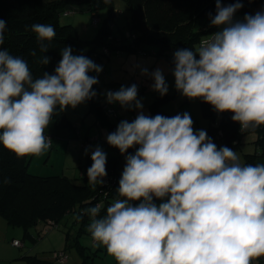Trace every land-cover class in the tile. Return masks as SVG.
<instances>
[{
    "label": "trees",
    "instance_id": "obj_1",
    "mask_svg": "<svg viewBox=\"0 0 264 264\" xmlns=\"http://www.w3.org/2000/svg\"><path fill=\"white\" fill-rule=\"evenodd\" d=\"M115 1L0 0V216L10 226H21L27 233L41 224L59 227L66 223V249L76 247L82 264H95L100 251L90 254L92 248L82 245L79 239L83 232L90 233L95 244L101 240L121 242V258L133 259L135 245H127L129 227L135 217L140 224L144 216L152 227L150 235H159V227L162 234L168 227L174 229L170 246L178 252L182 264H201L199 255L206 249L190 239L193 231L180 229L167 212L158 209V198L147 197L142 189L149 185L161 193L169 186V180L166 184L150 182L148 173L157 176L162 170L156 159L183 153L188 143L189 136L180 127L175 130L172 126L173 116H166L165 105L170 96L160 92L150 105L153 156L145 164L139 156V144L131 146L112 119L118 116L111 99L117 80L107 81L94 72L96 65L109 62L114 54L155 56L173 67L182 60L187 73L183 85L192 86L191 95L209 120L207 142L192 145V154L199 146L208 154L234 153L238 171L233 178H219L211 173L221 193L217 198H211L213 190L207 194L203 222L178 204L195 232L196 227L219 230L217 237L197 232L200 236L214 244L220 234L231 241L238 257L232 264L239 260L242 264H262L264 101L248 89L255 83H264V0H122L129 12L124 25L118 19L123 11L116 10ZM69 6L73 10H68ZM101 9H108L103 19L98 15ZM256 11L259 16L254 19ZM71 12H91L93 21L98 19L94 25L100 27L94 39H82L73 22L61 21L62 15ZM224 31L232 35L240 68H233L231 60L213 55L220 46L218 34ZM212 38L216 41L206 51L204 42ZM206 62L215 64L218 72L209 74L204 67ZM76 76L96 122L108 130L105 144L111 152L107 155L98 145L102 142L100 137L95 143L98 151L94 158L88 157L95 172H82V184L66 176L43 177L28 170L35 149L46 144V138L53 139L44 130L48 121H53L58 130L73 127L64 101ZM215 78L221 79L220 89L213 82ZM129 85L134 88V95H122L123 100L146 90L134 81ZM220 101L223 108L218 119L215 112ZM133 116L140 125V119ZM36 118L41 119V125L33 128ZM134 126L131 121L133 132ZM250 133L256 135L252 141L254 151L246 153L239 165L236 152ZM31 138H36V142ZM87 138L90 137L81 140V145ZM136 138L140 139L138 135ZM208 143L215 144V153L208 149ZM198 160L204 161L199 157ZM69 217H73L72 222H67ZM76 225L81 227L73 237L70 229ZM65 250L60 252L66 253ZM169 262L172 264L170 258Z\"/></svg>",
    "mask_w": 264,
    "mask_h": 264
},
{
    "label": "rangeland",
    "instance_id": "obj_2",
    "mask_svg": "<svg viewBox=\"0 0 264 264\" xmlns=\"http://www.w3.org/2000/svg\"><path fill=\"white\" fill-rule=\"evenodd\" d=\"M115 8L119 12L123 11V14L118 19L120 25H124L129 13L125 3L122 0H116ZM98 15L100 19L105 18L108 15V9L99 10ZM258 16L259 11H256L254 19H257ZM61 21L65 24L73 22L81 38L86 40L94 39L100 27L94 25L91 12H71L67 16L62 15ZM218 37L220 38V46L213 51V55L229 61L231 60L233 68H240L239 55L232 48V35L224 31L220 32ZM126 56H130V58L124 60L120 59L119 55L114 54L112 56V62L114 63L112 69L108 66V61L104 60L103 62V64L106 63L108 66L106 69L107 74H109L108 76L114 75L113 77L120 79L117 80L116 91L111 97L115 101L114 108L117 109L118 116L112 117V119L117 124L121 133L126 135L127 141L131 146L139 144L138 149H143L151 157L153 156V144L148 116L150 114V105L157 96L161 95L160 91L149 88L151 81L148 80V76L154 66L155 58L150 56L139 57L137 54ZM126 56L125 58H127ZM103 64L100 63L96 66L97 71H94L96 74L103 71ZM173 69L172 75L167 80L169 87L165 82V87L167 86L166 89H168L166 93L171 98L165 105L166 116H173L175 124L189 136L187 138L188 143L185 145L183 153H177L173 157H160L156 161L159 168L165 174L166 179L171 181L169 185L170 190H177L182 187L192 189L195 186L198 168L201 165V162L197 160L198 157L194 153L192 154V145L198 142H207L209 120L204 116L199 101L191 95L192 86L183 85L187 78V73L183 68V61L179 60L178 66L173 67ZM79 81L80 78L76 76L74 78L75 85L69 91L64 101L65 111L73 127L58 130L55 128L53 121H48L45 124L44 130L53 136L51 141V144L53 142V146L50 147L47 141L46 144L43 143L38 146V151L31 155L28 167L31 174L43 177L61 175L69 177L77 184H82V180L80 179L82 172H86L87 170L91 173L95 172V167L91 165L87 152L81 146V140L87 135L89 137L99 135L102 142L98 145L110 153L105 144L108 139V130L96 122L94 114L90 111V103L85 99ZM133 81L136 83L145 82L148 87L143 93L124 102L121 98L122 95H134V88H131L130 85L127 87V84ZM213 82L216 87L221 88V79L215 78ZM248 91L264 101V83H255ZM227 96L230 97V93H227ZM222 108L223 105L220 101L217 103V110L222 111ZM132 115L140 119V125L135 132L130 128ZM218 119H220V115ZM32 125L33 128L40 127L41 119L36 118ZM137 135L140 139L136 138ZM255 136V133H250L243 138L241 148L236 152L239 165L243 163L246 153L254 151L252 141ZM31 140L36 142L37 139L31 138ZM214 165H216L219 172L226 173L228 169H231L232 174L235 175L238 171V167L235 164L229 166L222 157L218 159L217 163L206 159L203 170H211L215 168ZM218 187L219 184L217 183L213 189L216 190ZM214 194L216 197V193ZM156 206L158 209L167 212L180 229L193 231L191 234L193 240L199 238L200 235L194 231V225L183 216V208L176 201L169 199L163 194L156 200ZM140 219L141 223L139 224L137 217H135L129 227L127 245H135L133 255L135 254L136 257L133 259L125 260L121 258V242L110 241V243H105L104 240H101L98 244H95L91 234L86 232L81 233L80 242L82 245L92 248L90 254H93L96 250H100L98 256L94 258L95 264H118L119 262L135 264L136 261H140V264H169V258L172 260L178 258V252L170 246L174 235L172 234V230L174 229L168 227L165 229V233L163 230L162 234V228L159 227V235H150L148 232L152 228L151 225L147 223L144 216H141ZM68 221L72 222L73 217H69ZM207 225L208 223L205 224L204 228ZM70 226L71 224L68 227ZM80 227V225H76L70 229L73 237L77 236ZM67 230L66 223L61 224L59 227L46 226L44 224L39 227H32L29 233H27L21 226L12 227L8 225L3 217L0 216V264H34L33 261L38 264H82V257L76 247L66 249ZM142 231L146 234L140 235ZM14 239L19 240L22 246H15ZM203 241L202 245L206 249L205 252L210 253V257L215 264H218L219 261H224V264H232L237 260L238 257L235 255L233 244L224 235L220 234L218 236L217 244H214L208 238L203 239ZM61 250H65L69 257L67 263H62L55 257V253ZM37 253L39 256L36 258ZM21 256L27 257L21 258Z\"/></svg>",
    "mask_w": 264,
    "mask_h": 264
},
{
    "label": "built area",
    "instance_id": "obj_3",
    "mask_svg": "<svg viewBox=\"0 0 264 264\" xmlns=\"http://www.w3.org/2000/svg\"><path fill=\"white\" fill-rule=\"evenodd\" d=\"M97 18L94 19V24L97 23ZM216 41L215 38H212L209 41L204 42V48L206 51H210L212 48V44ZM205 69L209 74H214L215 71L218 72V67L213 63H205L204 65ZM158 90L161 93L166 92V88L164 84L160 83L157 86ZM131 97L124 98V102L129 101ZM132 122L135 123L134 130H137L139 127V120L136 119V117H132ZM172 126L175 130H178L179 127L175 124V120L172 121ZM100 140V136H92L90 138H87L85 141L82 142V148L87 152L89 159H93L96 152L98 151V148L96 147L95 143ZM46 141L49 143L48 145H51L50 138H46ZM140 151V157L143 159V162L145 164H149L148 161H151L150 156H148L143 149H139ZM200 159L205 160L209 159L213 162H217L220 157L224 159V161L229 165L237 164V158L234 153L227 154L225 156H219L217 154H208L204 147L199 146L196 151H193ZM142 170H144L143 167H141ZM104 178L106 179V183H108L109 176L106 173L104 175ZM148 178L150 182H159L160 184H166L167 179L164 173L159 172L157 176H154L151 172L148 173ZM217 183V179L214 175H212L209 172L204 171L202 168H199L198 175L195 180V186L194 188L189 187H182L177 190H170L169 186H166L163 188L162 192L159 193L157 187H150L149 185H144L142 187L143 192L146 194L149 198H155L157 199L160 195L165 194L169 199L176 201L179 204H182L185 208H187L190 212V214H194L196 216V219L198 222H203L206 218V211L207 208L204 205L203 201L207 198V194L212 190L213 186ZM233 184H236L234 182ZM200 227H196L197 232H201L203 234H207L209 237H217L218 235V228L212 227L210 229L206 230H200ZM229 238H231V235H228ZM188 240L185 239L184 242H187ZM174 245L177 244L176 241L172 242ZM15 246H22L20 241H14ZM184 251V250H183ZM200 256L201 263L209 262L213 264V260L211 259L210 253L206 252L203 255ZM56 259L61 261L62 263H67L69 257L65 252H56L55 253ZM261 261L264 263V256L261 257ZM237 264H242L241 260L237 262Z\"/></svg>",
    "mask_w": 264,
    "mask_h": 264
},
{
    "label": "crops",
    "instance_id": "obj_4",
    "mask_svg": "<svg viewBox=\"0 0 264 264\" xmlns=\"http://www.w3.org/2000/svg\"><path fill=\"white\" fill-rule=\"evenodd\" d=\"M125 56L126 55H119V57H121L120 59H124V60H127V59H129L130 58V56H126L127 58H125ZM139 57H147V56H141V55H139ZM150 57H154L155 58V63H154V66L152 67V70L150 71V74H149V76H148V80H150L151 81V85H149V88L150 89H152V90H157V91H159L158 90V88H157V85L158 84H160V83H162V84H164V86H165V82H166V84H167V86L169 87V84H168V78L172 75V73H173V71H174V69H173V66L168 62V61H166V60H164V59H159V58H157V57H155V56H150ZM138 59H140V58H138ZM138 59H137V61H138ZM123 64H124V62H123ZM104 66H103V71L102 72H99L98 74H99V76H104V78H106L107 79V81H109V80H113V79H115V80H120V79H118V78H115V77H113L114 75H110V76H108L109 74H107L108 72H107V67L108 66H110V68L112 69V67H114V63L112 62V58H111V60L109 61V63H108V66H107V64L105 63V64H103ZM97 66V65H96ZM123 67H124V65H123ZM95 70L97 71V68L95 67ZM95 71V72H96ZM138 82V81H137ZM138 84H140V85H142L144 88H146L147 89V83H145V82H143V83H138ZM166 86V87H167ZM165 87V88H166ZM166 92H168V89H166ZM160 93V92H159ZM168 94V93H167ZM168 96H170L169 94H168ZM208 134V133H207ZM206 144V143H205ZM211 144H213V145H211ZM208 145H209V147H208V149L210 150V151H212L213 153H215L217 150H216V146H215V144L214 143H208ZM51 146H53V142H52V144H51ZM50 146V147H51ZM212 148V149H211ZM38 147L35 149V151H34V153H36L37 151H38ZM33 153V154H34ZM106 153H107V155H111V152L109 153L108 151H106ZM198 160V159H197ZM218 162V161H217ZM217 162H215V163H217ZM206 163V160H204V161H202L201 162V167L203 168V166H204V164ZM207 163H210V162H207ZM214 167L215 168H213V169H211V170H209L208 169V172H210V173H213V174H215L216 176H218L219 178H233L235 175H233L232 174V170L231 169H228L227 170V172L226 173H223V172H219V170H218V168L216 167V165H214ZM205 170V169H204ZM206 171H207V169H206ZM225 174H227V175H225ZM233 175V176H232ZM223 176V177H222ZM214 193H216V195L217 196H220V189H219V187L215 190V189H213V191H212V193H211V198H216L215 197V194ZM216 214H217V216H216V214H215V216H216V219H217V221L218 220H220V218H219V213H217V210L216 211H214ZM168 214V213H167ZM169 215V214H168ZM170 216V215H169ZM170 218H171V216H170ZM4 219V218H3ZM172 219V218H171ZM5 220V219H4ZM173 220V219H172ZM6 221V220H5ZM6 223H7V221H6ZM8 224V223H7ZM9 225V224H8ZM41 225H43V224H41ZM176 225H177V223H176ZM40 225H38L37 227H39ZM41 228V227H40ZM45 228V227H44ZM184 230V229H183ZM188 231V230H187ZM44 232V231H43ZM29 233V232H28ZM172 234H175V231L174 230H172ZM40 235H43V234H40ZM174 236V235H173ZM40 237V236H39ZM40 239V238H39ZM190 239L195 243V244H199V245H202L203 243H204V241H203V239H205L204 237H202V236H199V238L197 239V240H193V238H192V235L190 236ZM15 240H17V239H14V241ZM37 256H39L38 255V253H37V255L35 256L36 258H37ZM134 256V258L136 257L135 256V254L133 255ZM24 257H27V256H21V258H24ZM35 258V259H36ZM138 258V257H137ZM136 258V260H138ZM171 259V258H170ZM172 260V259H171ZM173 262H172V264H182L181 262H180V260L178 259V258H176V259H174V260H172ZM140 262V261H139ZM138 261H136L135 262V264H140ZM221 262V263H220ZM223 262V263H222ZM34 263V262H33ZM206 264H211V263H209V262H205ZM204 263V264H205ZM34 264H38V263H34ZM118 264H124V263H122V262H119ZM213 264H215V262H213ZM218 264H224V261H219L218 262Z\"/></svg>",
    "mask_w": 264,
    "mask_h": 264
},
{
    "label": "water",
    "instance_id": "obj_5",
    "mask_svg": "<svg viewBox=\"0 0 264 264\" xmlns=\"http://www.w3.org/2000/svg\"><path fill=\"white\" fill-rule=\"evenodd\" d=\"M68 10H73V7L69 6L67 7ZM219 110H216L215 112V116H218Z\"/></svg>",
    "mask_w": 264,
    "mask_h": 264
}]
</instances>
